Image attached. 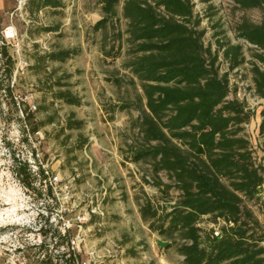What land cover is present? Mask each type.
<instances>
[{
  "label": "rangeland",
  "instance_id": "1",
  "mask_svg": "<svg viewBox=\"0 0 264 264\" xmlns=\"http://www.w3.org/2000/svg\"><path fill=\"white\" fill-rule=\"evenodd\" d=\"M61 1L60 8L31 12L27 0H0V38L15 60L11 95L0 62V264H183L177 252L182 241L174 236L166 246L170 242L139 212L149 201L161 216L180 191L165 171L154 172L151 158L132 160L155 142L146 140L141 125L143 81L128 66L136 52L122 12L124 0L98 30L93 26L105 16L101 0ZM190 1V26L203 32V47L217 56L219 76L227 73L226 100L249 113L239 135L264 169V134L259 132L264 100L252 80L253 66L264 70L256 56L263 51L238 30L243 20L260 23L262 9H244L232 0ZM232 46L240 47V63L233 68L231 53H224ZM58 50L76 54L63 62L46 58ZM59 91L80 103L67 104L57 97ZM74 121L84 125L75 128ZM24 163L34 189L15 176ZM38 165L45 174L41 180L35 176ZM48 176L57 182L50 184ZM158 181L170 188L157 186ZM240 205L252 212L255 230L264 234V205L245 198ZM200 225L207 231L222 222L213 225L205 217Z\"/></svg>",
  "mask_w": 264,
  "mask_h": 264
},
{
  "label": "trees",
  "instance_id": "2",
  "mask_svg": "<svg viewBox=\"0 0 264 264\" xmlns=\"http://www.w3.org/2000/svg\"><path fill=\"white\" fill-rule=\"evenodd\" d=\"M232 1L244 9H262L260 23L243 20L238 30L240 37L263 51L256 56L264 66V0ZM119 2L101 0L105 16L94 24V30L116 15ZM26 6L31 12H38L60 8L62 1L27 0ZM122 12L135 43L136 55L128 66L143 81V133L148 142H155L136 151L132 160L151 158L154 172L165 171L180 191L178 201L161 216L146 201L139 207L142 219L170 242L166 246L174 242V236L182 241L177 243V252L183 257V264H264V246L260 245L264 234L255 230L258 221L252 212L240 205L243 198L259 202L256 192L264 183V169L254 163L247 139L239 135L249 113L241 104L226 100L227 73L219 76L217 56L203 47V32L190 26L191 1L124 0ZM42 30L53 31L56 27ZM205 52L210 58L208 63ZM224 53H231L232 68L239 65V46L229 47ZM73 54L75 50H58L45 56L63 62ZM0 62L6 79L4 88L11 95L15 60L3 38ZM252 72L255 92L264 99V70L253 66ZM57 97L67 104L80 103L68 91H59ZM260 116L259 132L264 134V104ZM83 123L71 124L80 128ZM26 165L20 164L15 176L26 189H34L32 173ZM35 176L45 178L40 165ZM156 185L170 188L161 181ZM45 190L48 197L53 195L50 186ZM205 217L213 225L222 222L218 235H214L212 227L203 230L200 221Z\"/></svg>",
  "mask_w": 264,
  "mask_h": 264
},
{
  "label": "built area",
  "instance_id": "3",
  "mask_svg": "<svg viewBox=\"0 0 264 264\" xmlns=\"http://www.w3.org/2000/svg\"><path fill=\"white\" fill-rule=\"evenodd\" d=\"M261 99H263V98H261ZM264 100V99H263ZM264 104V103H263ZM263 107V106H262ZM48 178V180H49V182H50V184L52 183V182H54V183H56L57 182V177H52V179H51V177L50 176H48L47 177ZM52 180V181H51ZM65 187H67V185L65 184L64 185ZM256 197L258 198V200H259V202H261V203H263L264 204V183L261 185V186H259L258 187V189H257V192H256ZM80 222H82L81 220H79ZM80 226L81 225H79L78 227L80 228ZM213 229H214V235H218V229L217 228H215V227H213Z\"/></svg>",
  "mask_w": 264,
  "mask_h": 264
}]
</instances>
